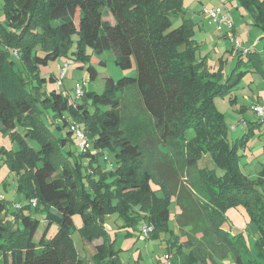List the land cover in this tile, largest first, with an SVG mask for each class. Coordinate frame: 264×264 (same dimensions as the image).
Instances as JSON below:
<instances>
[{
	"label": "trees",
	"instance_id": "16d2710c",
	"mask_svg": "<svg viewBox=\"0 0 264 264\" xmlns=\"http://www.w3.org/2000/svg\"><path fill=\"white\" fill-rule=\"evenodd\" d=\"M4 1L0 129L12 137L14 147L8 150L7 161L28 204L9 206L0 198V264H89L74 242L76 214L83 220L79 231L84 239H103L93 264H121L117 241L106 227L109 213L122 219L125 227L141 224L140 235L144 224L152 225L148 238L169 235L168 250L174 251L178 264H264V179L242 172L238 147L246 135L231 142L226 115L216 102L217 96L231 93L248 70L224 79L222 70L207 68L205 59L197 56L199 45L184 15L183 0ZM239 2L264 30V0ZM177 16L182 22L174 26ZM75 40L76 62H89L92 54L87 48L93 47L98 56L112 50L123 67L131 66L134 55L138 69L136 77H108L101 94L84 91L82 97L92 102L93 113L85 104L70 102L61 87L44 91L45 78L37 71L40 63L67 53ZM10 49L26 71L17 69ZM40 49L45 55H39ZM252 58L253 67L260 68L258 58ZM88 69L95 77L92 64ZM128 89L136 90L151 123L125 117L122 97ZM37 102L52 107L57 126L61 128L62 119L70 135L72 123H78L88 148L78 142L82 150L77 155L65 139L57 138ZM67 109L70 117L65 116ZM250 122L251 129L261 121ZM108 150L117 165L112 161L109 168L103 163L105 169L101 155ZM206 155L214 167L200 166ZM185 168L194 173L189 182L194 206L185 207L186 212L195 211V217L199 213L206 227L197 230L193 223L183 222L175 233L171 205L178 201L176 179ZM176 204L185 211L182 203ZM238 206L245 208L249 221L247 228L234 233L224 224L227 210ZM32 209L44 214L38 217ZM53 224L58 230L47 238Z\"/></svg>",
	"mask_w": 264,
	"mask_h": 264
},
{
	"label": "rangeland",
	"instance_id": "374dc122",
	"mask_svg": "<svg viewBox=\"0 0 264 264\" xmlns=\"http://www.w3.org/2000/svg\"><path fill=\"white\" fill-rule=\"evenodd\" d=\"M183 6L185 9L184 15L192 25L194 39L199 45L197 56L199 59H205L206 66L210 71L222 70V76L226 79L233 72H235V77H237L239 74L237 75L236 73L248 70L245 73H241L240 78L242 79L238 86L226 96H217L216 102L220 110L226 115L225 122L229 129L231 142L237 141L246 135L245 142L240 144L241 141H238V144H240L238 147L239 153L242 154L240 160L242 172L253 179L260 177L264 179V120H261L251 108V105L264 104V38L261 37L263 29L260 25L254 23L252 13L244 8L239 0H183ZM216 7H221L223 13L231 14L234 21L233 29H230L226 24L223 25L221 30L218 28L219 21L214 20L209 12V9ZM6 17L5 1L0 0V21H5ZM108 18L114 22L113 18ZM173 21L174 26L182 22L180 16L174 17ZM232 36H234V40H232ZM238 43L241 45L240 48H237ZM36 49H39V46L35 47ZM77 49L78 41L75 40L73 45L68 48L67 53L62 52L58 58L50 59L47 63H40L37 71L40 76L45 78L43 81L44 91L50 93L51 90L58 86V80L62 77L61 91L64 97L75 105H87L93 113L95 107L92 102L90 100L86 102L84 97H77V85L81 84L87 93L101 94L104 91L108 77H112L114 80L124 76L136 77L138 74L136 61L133 55L131 66L123 67L116 62V55L112 50H106L98 56L94 54L93 47H88V52L92 54L91 60L86 63L76 62L72 56ZM239 49L243 50L241 56ZM249 49L250 51H248ZM10 51L17 62V69L23 70L22 63L19 61L20 58L15 55L13 49H10ZM37 52L40 56L46 53L43 49ZM252 56L258 58L260 68L258 66V69L253 67V58L250 59ZM90 64L96 70V76L93 78L89 75L88 67ZM64 70L65 73L62 75ZM23 71L26 70L24 69ZM51 76L55 77L56 80L52 81ZM33 84L40 85L37 81ZM122 98L123 114H125L127 119L129 116H136L145 120L146 123L152 122L136 90L128 89ZM37 104L41 110L40 114L43 121L47 125L53 126L52 129L57 138L65 139L67 145L72 147L79 155L82 149L78 145V139L72 131L73 135L69 134V127L64 126L61 118V128L57 126L56 111L52 107L46 108L42 102H37ZM64 113L66 117H70L68 109ZM250 121L261 122L250 129L252 124ZM83 123L81 122L82 125ZM187 132L193 134L194 130L188 129ZM66 141H63V143L66 144ZM29 142L35 145V141L32 139H29ZM13 147L14 144L10 132L0 129V193L5 196L9 206L10 204L12 206L15 204H28V198L19 189L18 176L13 172L7 161V152ZM109 152L108 150L106 154L110 158H106V154L101 155V164L105 169L111 168L112 161L117 165L113 154L111 155ZM103 163H107L108 167ZM204 165L214 167V164L210 162L209 155H206L200 161V166ZM185 170L179 173L178 179H176L178 185L180 184L178 201L182 203L185 211L180 209V213L177 214L176 211L179 208L176 206V202L178 201L172 202L171 228L177 231L179 230L178 223L182 226L183 222H187L193 223L197 230H203L206 227L203 217L201 218L199 213L195 217V211L192 213L186 212L187 208L185 207L194 206L192 203L194 202L193 191L189 187V182L193 178L194 173L192 168H185ZM154 186L160 187V184L155 183ZM181 211L183 215H181ZM31 212L38 217L44 214L40 213V211L36 212L35 209H32ZM227 217L228 224H224L225 230L235 233L247 228L249 217L243 206L229 208ZM74 220L76 225L73 233L75 245L81 256L91 260L89 264H93V255L96 252L94 243L84 239L79 231L83 223L81 216L76 214ZM123 223L124 221L119 217L115 219V214L109 213L106 215V224H109L110 236L117 241L116 248L120 249L119 258L121 264H168L166 253L173 255L174 251L168 250V242L165 239L161 237L154 239L153 237L148 238L143 234L140 235L141 224L134 227H125ZM57 230L58 225L53 224L47 234V238H50ZM194 230L196 229L194 228ZM190 235H193V232ZM162 237L164 238V235ZM36 238L38 239L39 235ZM96 242L98 241L96 240ZM226 262L223 261L222 264H226Z\"/></svg>",
	"mask_w": 264,
	"mask_h": 264
},
{
	"label": "built area",
	"instance_id": "2783aa9c",
	"mask_svg": "<svg viewBox=\"0 0 264 264\" xmlns=\"http://www.w3.org/2000/svg\"><path fill=\"white\" fill-rule=\"evenodd\" d=\"M210 14L212 15V17L214 18V20L219 21V26L218 28L221 30L223 28V25H227L230 29L234 28V21H233V17L231 16V14L229 13H223V9L221 7H216V8H211L209 9ZM232 40H234V36L231 37ZM263 38H264V34H263ZM241 45L238 43L237 48H240ZM240 50V49H239ZM250 51V49L248 50ZM65 73V70L62 72V75ZM61 78H59L58 80V88L61 87ZM76 92H77V97L80 98L82 97V95L84 94V89L83 86L81 84H78L76 87ZM254 112L262 119L264 120V104H257L255 106L252 107ZM71 130L74 133V136L78 139L79 144L81 146L82 149H87L89 146V142L88 139L83 131V129L81 128V126L78 123L73 122L71 125ZM0 198H5V196L3 194L0 193ZM33 204L37 203V200L34 199L32 200ZM16 207H18V204H16ZM13 217V216H12ZM153 229V226L150 224H144L142 227V232L145 236H148L151 232V230ZM166 257H167V263L168 264H178L175 261H173L172 255H169L168 253H166Z\"/></svg>",
	"mask_w": 264,
	"mask_h": 264
},
{
	"label": "crops",
	"instance_id": "0c3cea01",
	"mask_svg": "<svg viewBox=\"0 0 264 264\" xmlns=\"http://www.w3.org/2000/svg\"><path fill=\"white\" fill-rule=\"evenodd\" d=\"M263 34H264V30H263V32H261V37H263ZM247 94V93H246ZM252 106H254V105H251V108H252ZM176 206L179 208L178 209V211H176V213L178 214V213H180V207L176 204ZM118 217H117V215H115V219H117ZM177 221V220H176ZM170 226H171V223H170ZM177 226L179 227V229H180V224L178 223L177 224ZM106 227L108 228L109 227V224H106ZM108 230H109V228H108ZM175 231V230H174ZM175 233H179V230H177V231H175ZM169 237V235L168 236H165L164 237V239L167 241V239L166 238H168ZM181 239H182V236L180 237ZM96 240L98 241V242H96ZM103 241V239L102 238H98V239H95L94 241H92V242H90V243H94V248L96 249V246L98 245V244H100L101 242Z\"/></svg>",
	"mask_w": 264,
	"mask_h": 264
}]
</instances>
